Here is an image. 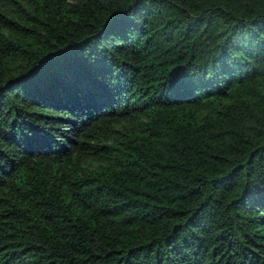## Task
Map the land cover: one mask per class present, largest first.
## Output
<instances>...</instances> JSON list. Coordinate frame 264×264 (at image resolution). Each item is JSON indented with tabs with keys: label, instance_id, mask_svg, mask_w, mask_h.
I'll use <instances>...</instances> for the list:
<instances>
[{
	"label": "trees",
	"instance_id": "trees-1",
	"mask_svg": "<svg viewBox=\"0 0 264 264\" xmlns=\"http://www.w3.org/2000/svg\"><path fill=\"white\" fill-rule=\"evenodd\" d=\"M0 264H264V0H0Z\"/></svg>",
	"mask_w": 264,
	"mask_h": 264
}]
</instances>
